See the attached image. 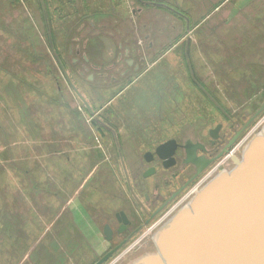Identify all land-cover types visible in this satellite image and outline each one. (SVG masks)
Returning <instances> with one entry per match:
<instances>
[{
  "label": "rangeland",
  "instance_id": "obj_1",
  "mask_svg": "<svg viewBox=\"0 0 264 264\" xmlns=\"http://www.w3.org/2000/svg\"><path fill=\"white\" fill-rule=\"evenodd\" d=\"M229 2L239 8L220 26L212 11ZM229 2L0 0V264H91L104 254L100 237H87L81 224L86 238L72 253L69 203L92 173L104 183L107 176L111 192L119 184L100 152L104 133L122 127L110 115H123L130 132L185 131L191 141L252 117L264 102V4ZM203 19L211 23L203 27ZM263 127L264 112L238 137L235 155ZM155 222L108 264L146 246Z\"/></svg>",
  "mask_w": 264,
  "mask_h": 264
},
{
  "label": "flooded vegetation",
  "instance_id": "obj_2",
  "mask_svg": "<svg viewBox=\"0 0 264 264\" xmlns=\"http://www.w3.org/2000/svg\"><path fill=\"white\" fill-rule=\"evenodd\" d=\"M125 55H128L127 52ZM86 63H88L87 60ZM125 65L133 70H138L131 60H125ZM122 76L124 79L127 78L125 73ZM96 88L91 87L94 90ZM73 90L81 102L87 106L89 113L93 114L78 91L74 87ZM110 116L122 119V127L118 131L110 129L112 131L104 133L103 147L100 148V152L106 158L104 160L101 158V160L105 166H111L113 170L118 171L119 184L116 190L111 192L110 190L114 186L105 188V183L109 178L104 176V183L101 182L102 176L98 181L92 173L91 185H85L87 190L83 186L81 189H77L69 203L72 236L68 240V246L72 253L75 254L77 250L82 249V240L86 238L78 230L80 224L85 230L87 228L85 233L87 237H100L102 246L105 248L104 254L91 264H96L106 254L112 252L111 257L103 264L111 262L113 258L117 257V253L127 245L132 236L157 219L158 222L150 226L146 235L153 241L157 226L162 225L175 212H178L185 204L186 199L198 191L199 185L234 167V159L237 158L235 153L240 148V144L237 146V140L233 144L231 141L250 119L237 130V122H231L225 131H223L222 124H217L208 130L206 140L199 137L191 141L185 131L156 134H149L145 131L130 132L123 125L125 122L123 115L122 118L113 114ZM140 120L144 121V119L138 117L136 120L139 129L142 127ZM246 129L241 131L239 137ZM155 135H160L161 139H156ZM162 145H167V147L157 155L156 150ZM220 154L222 156L216 159ZM196 158H204L209 161V164L205 166ZM92 161H97V158L94 157ZM199 169H202L200 173ZM202 177H204L202 182L195 190L188 193V188ZM57 223L60 225L62 222L58 221ZM105 227L111 230L109 241H106ZM66 231L62 230V232ZM60 235L59 237H61ZM53 242L59 244L57 237H53ZM136 245L129 252L137 248Z\"/></svg>",
  "mask_w": 264,
  "mask_h": 264
},
{
  "label": "water",
  "instance_id": "obj_3",
  "mask_svg": "<svg viewBox=\"0 0 264 264\" xmlns=\"http://www.w3.org/2000/svg\"><path fill=\"white\" fill-rule=\"evenodd\" d=\"M263 111L264 102L242 130ZM166 147H158L157 155ZM236 156L233 168L201 187L186 207L161 225L153 241L124 264H264V127ZM104 234L109 241L108 227Z\"/></svg>",
  "mask_w": 264,
  "mask_h": 264
},
{
  "label": "crops",
  "instance_id": "obj_4",
  "mask_svg": "<svg viewBox=\"0 0 264 264\" xmlns=\"http://www.w3.org/2000/svg\"><path fill=\"white\" fill-rule=\"evenodd\" d=\"M227 1V0H226ZM229 1H235V0H228V2ZM242 1V0H241ZM243 1H248V2H251V1H253V3L254 4H258L259 6H261V4H264V0H243ZM226 3V2H225ZM237 4H233V3H228L227 4V6H221V7H216V8H214V10L212 11V18H213V22H220V26L222 25V26H224L225 24H226V22L227 21H230V17L229 16H231V10H238V8H239V6L237 7L236 6ZM224 7H226V10H224L223 12H221L220 10H222ZM230 8V9H229ZM225 11H227V13L223 16L222 14H224V12ZM216 16H218V18L216 17ZM215 17H216V19H215ZM223 17V18H222ZM208 18V17H207ZM205 20V22H203ZM208 19H203V21H202V25L204 24L205 25V23H207L208 21H207ZM186 21H187V19H186ZM209 23H211V21H209ZM230 23V22H229ZM204 25H203V27H204ZM200 26V25H199ZM216 26V25H215ZM219 26V25H218ZM217 27V26H216ZM203 33V32H202ZM221 39V38H220ZM223 42V41H222ZM222 42H220V43H222ZM223 43H225V42H223ZM24 259V258H23ZM21 260V261H19L18 263H16V264H24V262H25V260Z\"/></svg>",
  "mask_w": 264,
  "mask_h": 264
},
{
  "label": "trees",
  "instance_id": "obj_5",
  "mask_svg": "<svg viewBox=\"0 0 264 264\" xmlns=\"http://www.w3.org/2000/svg\"><path fill=\"white\" fill-rule=\"evenodd\" d=\"M17 230H18V232L20 233V235H19V239H20V238H23V237H22V235H23V234H22V230H21L20 228H17ZM6 244H9V242H8V243L6 242ZM9 245H10L11 247L13 246V244H9Z\"/></svg>",
  "mask_w": 264,
  "mask_h": 264
},
{
  "label": "bare ground",
  "instance_id": "obj_6",
  "mask_svg": "<svg viewBox=\"0 0 264 264\" xmlns=\"http://www.w3.org/2000/svg\"><path fill=\"white\" fill-rule=\"evenodd\" d=\"M196 193H197V191H196ZM196 193H195V194H196Z\"/></svg>",
  "mask_w": 264,
  "mask_h": 264
}]
</instances>
